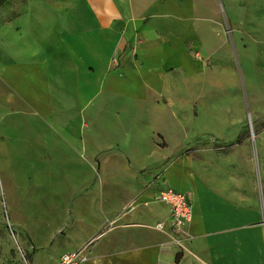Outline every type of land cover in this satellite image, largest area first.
<instances>
[{
  "label": "crops",
  "instance_id": "crops-1",
  "mask_svg": "<svg viewBox=\"0 0 264 264\" xmlns=\"http://www.w3.org/2000/svg\"><path fill=\"white\" fill-rule=\"evenodd\" d=\"M237 50L221 0H0L7 115L90 165L55 193L51 247L87 246L83 264H264V130L248 134ZM165 188L191 198L184 235Z\"/></svg>",
  "mask_w": 264,
  "mask_h": 264
},
{
  "label": "rangeland",
  "instance_id": "rangeland-1",
  "mask_svg": "<svg viewBox=\"0 0 264 264\" xmlns=\"http://www.w3.org/2000/svg\"><path fill=\"white\" fill-rule=\"evenodd\" d=\"M221 8L238 47L234 57L238 76L244 73L253 79V87L238 79L241 91L249 96L247 117L254 128L248 134L253 137L264 130V0H221ZM4 92L0 87V134L8 135L6 141L0 139V264H56L61 247H51L55 237L46 236L67 221V213L59 211L60 196L55 193L61 189L64 195L84 185L89 161L85 153H66L64 143L38 117H9ZM38 127L45 130L44 143L35 141ZM32 227L40 230L43 243L32 240Z\"/></svg>",
  "mask_w": 264,
  "mask_h": 264
},
{
  "label": "built area",
  "instance_id": "built-area-1",
  "mask_svg": "<svg viewBox=\"0 0 264 264\" xmlns=\"http://www.w3.org/2000/svg\"><path fill=\"white\" fill-rule=\"evenodd\" d=\"M156 201L169 207L171 212V231L175 236L186 233V226L193 218V206L188 194L173 189H163L156 196ZM157 229L164 230V224L156 225ZM87 246L61 255L58 264H83L87 259Z\"/></svg>",
  "mask_w": 264,
  "mask_h": 264
}]
</instances>
